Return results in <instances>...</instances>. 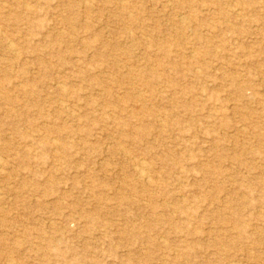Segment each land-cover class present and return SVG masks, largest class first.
<instances>
[{
  "label": "rangeland",
  "instance_id": "1",
  "mask_svg": "<svg viewBox=\"0 0 264 264\" xmlns=\"http://www.w3.org/2000/svg\"><path fill=\"white\" fill-rule=\"evenodd\" d=\"M0 264H264V0H0Z\"/></svg>",
  "mask_w": 264,
  "mask_h": 264
}]
</instances>
